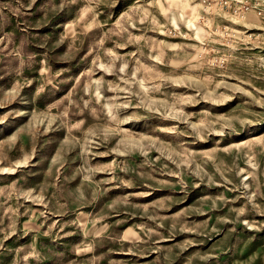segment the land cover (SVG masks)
Listing matches in <instances>:
<instances>
[{"label":"rangeland","instance_id":"rangeland-1","mask_svg":"<svg viewBox=\"0 0 264 264\" xmlns=\"http://www.w3.org/2000/svg\"><path fill=\"white\" fill-rule=\"evenodd\" d=\"M0 264H264V0H0Z\"/></svg>","mask_w":264,"mask_h":264}]
</instances>
